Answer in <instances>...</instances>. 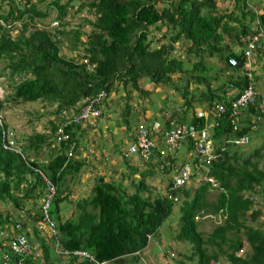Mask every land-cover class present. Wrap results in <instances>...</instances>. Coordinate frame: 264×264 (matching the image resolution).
Returning a JSON list of instances; mask_svg holds the SVG:
<instances>
[{
	"label": "trees",
	"instance_id": "trees-1",
	"mask_svg": "<svg viewBox=\"0 0 264 264\" xmlns=\"http://www.w3.org/2000/svg\"><path fill=\"white\" fill-rule=\"evenodd\" d=\"M219 1L223 0H0V76L11 82V92L0 101V205L10 202L16 209L24 208L25 217L0 211V264H59L55 242L61 249H83L108 264H144L142 251L148 237L158 241L159 228L173 204H178V214L169 220V236L186 246L185 250L160 248L170 264H264V143L247 154L232 143L239 136H246L248 142L252 134L258 135L247 118L235 123V129L225 119L209 127L215 158L203 164L206 171L193 169L189 180L195 181L194 186L172 190L170 198L151 181L172 173L179 157H161L156 151L149 153L146 163L120 159L117 168L125 169L120 174L129 178L126 183L120 174L107 180L94 175L87 194L69 199L68 182L76 181L85 161L76 158L81 155L79 143L83 144L79 137L97 127L96 120L106 115L103 107L115 106L117 98L122 101L117 106V125L128 127L127 89L146 94L140 79L180 90L183 99L176 118L196 129L205 124L194 110L203 102L208 110L214 102L227 106L249 87L257 92L250 80L253 68L244 67L247 57L242 49L228 47L240 45L242 36L264 33V5L255 14L250 4L258 0H233L230 9ZM78 14L82 25L90 28L86 33L80 27H64L66 16ZM161 28L163 32L154 33ZM181 41L192 56L189 68L172 54ZM257 44L256 51H264L262 36ZM64 45L68 51H78V58L64 56ZM173 73L179 74V87L173 84ZM113 91L117 96L108 98ZM100 92L101 99L91 107L97 113L79 118L82 108ZM36 100L55 105L48 111L54 120L47 121L43 132L20 138L9 135L4 103ZM216 121L208 114L207 123ZM145 128L148 138L159 135L153 126ZM190 144L188 139L186 150ZM45 155L47 160H41ZM132 174L136 177H129ZM49 185L53 192L46 199ZM34 200H40L36 207L25 208ZM72 202L66 216L62 210ZM205 214L220 220L208 233L198 228ZM44 216L55 235L43 234L48 231ZM17 234L35 246L37 256L12 250L10 241ZM73 264L92 263L80 259Z\"/></svg>",
	"mask_w": 264,
	"mask_h": 264
},
{
	"label": "rangeland",
	"instance_id": "rangeland-1",
	"mask_svg": "<svg viewBox=\"0 0 264 264\" xmlns=\"http://www.w3.org/2000/svg\"><path fill=\"white\" fill-rule=\"evenodd\" d=\"M233 0H223L219 1L220 5H223L226 9H230ZM264 0H258L253 4H250L252 11H261L263 10ZM53 12L50 11V16L48 19L52 17ZM82 15V14H81ZM80 14L78 15H69L66 16V25L64 26L66 29L69 27H80L82 31L85 33L90 29L87 24H83L81 21ZM49 26V25H48ZM54 26V23H51V27ZM164 31V28H161L159 32H154L159 34ZM82 40L84 36L80 37ZM66 42L65 38L62 41ZM264 48V39L263 46ZM231 50H238L242 48V45H238L237 43H231ZM174 49L172 54L176 57L180 58L183 62L184 68H189L192 63V56L188 57L185 52V44L184 42H178L174 45ZM229 49V50H230ZM80 51V50H79ZM226 52V51H225ZM61 53L64 56H72L78 58L76 54H79L78 51H68L65 45L61 48ZM250 58L255 59V64L253 70L250 72V80L252 82V86L256 88V90L262 94H264V51L262 52H252ZM1 66V63H0ZM178 73H173L171 78L173 80V84L179 87V84L182 82L178 78ZM19 80L18 77L15 78V81ZM10 83L8 79L0 76V99L9 95L11 92ZM140 87L146 91L144 93H138L136 91L130 92L131 88L127 89V92L130 93V98L128 100V104H131L129 108V116L128 123L129 126L119 124L118 110L117 106L122 104V101L117 98V103L114 102L115 106L109 108L103 107L106 115L104 117L96 120L97 127H92L85 132V136L79 137L82 138L81 141L85 145L79 143L81 155H77L76 158H85L84 165L79 169L78 174L76 175V181H69V199L74 200L79 198L81 195H85L89 192L90 187L92 186L94 175H101L105 180L109 178H116L118 174H120L121 168H117L121 164V157H123V151L127 147V143L130 142V138L132 135V130L135 124L138 122V118L142 119L141 121L146 126H153L156 123L161 122L160 111L170 112L174 105L179 108V104L182 102V96L180 94V90L175 89L170 84H153L149 82L148 79L142 78L139 80ZM190 90L194 89L193 85L189 86ZM124 92V91H123ZM122 95H125L124 93ZM117 96V93L114 91L110 93V97L114 98ZM109 100V99H108ZM126 100V101H127ZM114 101V100H113ZM110 105V102H107ZM54 104L50 105L46 101L36 100L33 102H5L4 103V120L7 123L8 129H10L9 135H14L18 138L21 136L29 135L32 132H43L47 128V121L54 120V115L49 114L48 111H52L54 109ZM197 109H202V107H196ZM134 115V116H133ZM133 116V117H132ZM106 117V118H105ZM138 117V118H137ZM252 130H257L258 135L252 134V138L248 140V142L244 144H240V151L247 154L253 147H256L262 143H264V125L250 127ZM8 135V140H11ZM184 151V150H183ZM183 151L182 157H183ZM261 153L262 150H260ZM100 153H104V155H100ZM94 154V155H92ZM86 155V156H85ZM92 157L90 158L86 157ZM264 157V153H263ZM43 158V159H42ZM41 160H47L48 157L42 156ZM132 159V155H131ZM120 161V162H118ZM189 162L190 159L188 158ZM118 162V163H117ZM117 163V164H116ZM262 165V159L259 160L258 166ZM170 174L168 171L162 174V178L160 179L158 176L153 177L151 184L157 189V191H162V189L166 186V180L169 179ZM201 176V175H199ZM129 177H136V174L129 175ZM120 179L122 182L126 183L129 178L122 177L120 174ZM147 182V180H146ZM190 182V187L195 185V181ZM188 182V183H189ZM40 200L28 201L25 205L26 207H36ZM73 202L69 203L67 210H62V213L66 216L69 212L72 211ZM9 210L13 214L24 217V208H15L10 202H7L4 205H0V211ZM15 211V212H14ZM32 212V210L30 211ZM178 214V204H173L171 213L169 217L161 224L159 228V237L158 241L155 238H148L147 245L143 249L142 257L144 264H170L169 259L165 257L164 254H161L160 248L162 250H169V247H175L176 250H185L184 243H177L172 241L169 236L168 225L170 224V219H173L175 215ZM201 223H199L198 228H200L203 232L208 233L217 222H219V217L214 216L209 217L208 215H203ZM171 226H174V222H172ZM47 230V229H45ZM47 237L50 235V232H43ZM153 251L157 254H153ZM172 256L175 251L171 252ZM59 263V262H56ZM134 264V263H129Z\"/></svg>",
	"mask_w": 264,
	"mask_h": 264
},
{
	"label": "clouds",
	"instance_id": "clouds-1",
	"mask_svg": "<svg viewBox=\"0 0 264 264\" xmlns=\"http://www.w3.org/2000/svg\"><path fill=\"white\" fill-rule=\"evenodd\" d=\"M252 12H254V11H252ZM260 12L257 10L254 13L258 14ZM253 22L256 23L255 20ZM261 36H262V43H263L264 33H262L261 30H258V33H256L255 35H253L251 37L242 36V38H241L242 48L241 49L243 51V55H245L247 57V61L244 62V67L251 66V68H254L255 59L250 58V56H251L252 52H254V53L257 52L256 48L254 46L259 47L258 44H257V37H261ZM249 88L251 89V87H249ZM251 91H252L251 95L247 99H245L242 102L241 105H239L237 107L238 114L236 116V119L233 120L232 122H231L230 118H227L228 108L230 106V103L232 101L236 100L240 96V94L243 93V92H241L239 95H237V97H235L234 100L229 101L227 103V106L226 105H222V106L225 107V111L224 112L223 111L222 112H217L216 111L215 106L216 105H220L217 102L212 103L209 106L210 108L208 110L205 109L207 107L205 106L204 102L202 103V106H199V107H202L203 110L195 108L194 109L195 110V115H197L199 117H203L204 118V123H205L199 129H196L191 124H186L185 122H180V121L177 120L176 116L179 113L180 106L178 108L176 105H174L173 109L170 112H168V113L166 111H160V116H161L162 120H161L160 123H156L155 122V124L153 125L154 131L159 134L158 135L159 138H158V136L157 137L155 136L154 138H149L156 144L155 148L152 149V151L149 152V153H153L154 154L156 151H159V154L161 155V157L165 156V155L171 156V157L175 156V155H178V157H179V164L172 171V173L170 174L169 179H165L166 180V186H165L164 189H162V193L164 195H166L167 198H170V192L172 190L178 189V188H180L182 186H185V185H188L190 183L189 182V179H190L189 177H190V174L193 171V169L198 171L197 169L201 168L204 171H206L207 168L203 164L207 165V163L210 162V160L215 158L216 155L212 152V146H214V145H212L211 141L209 140V137H210V129H209V127L215 126V125H217L219 123V121L221 119H222V122H223V119H225L230 124V127L232 129H235L234 124L237 123L239 120H241L243 122V120L245 118H247V120L249 119V121L251 123H253V124L250 125V127L264 125V94H262V93H260L258 91L256 92V91H254L252 89H251ZM1 99H2V96H1ZM1 99H0V101H1ZM99 99H101V97ZM248 107L250 108L251 111L247 110ZM172 113H174V114L172 115ZM208 114H213V117H215V119L217 121L215 123H207ZM1 118H2V114L0 112V125H2ZM138 125H141L146 131L145 125L143 124L141 119H139L138 123H136L135 126L133 127L132 135H131V138H130V142L127 143V147L123 151V157L126 158L127 160H129L134 165H136V163H139L140 161H143L144 163H146V161L149 160V153H147L145 155H140L139 149H136L134 152H130L128 150L130 145H134L135 144V131H136ZM189 126H191L193 128L194 133L192 135L185 134V135H182L181 137H180V134H179V136H178L179 139L177 141L176 146L174 148H172V149H170V148L166 149L165 144H164L165 143L164 142V137H165L166 133H168L171 130L180 131L181 128H187ZM58 127L59 126H57V128ZM240 138L243 139V142L242 143H236L235 141L239 140ZM188 139L191 141V144H190V148H188V150H186L187 146L185 145V142ZM225 141L226 140L224 139V142ZM246 142H247V137L246 136H239V137H237L235 139H232V143L236 144V145L244 144ZM161 149L165 150L164 153H162V154L160 153ZM183 150H185L187 152L181 158V155H182L181 151H183ZM131 155H132V159H131ZM188 158L190 159L189 162L187 161ZM121 159H122V157H121ZM184 164H186L188 166L189 170H190L189 174L187 175V178L185 179V181L182 184H180V185H178L176 187H172L173 177L178 174L180 166H182ZM208 180H209V182H210V184L212 186L215 185V183L212 181V179L210 177L208 178ZM168 184H169V186H168ZM45 228L50 232V234H53V233H51V231H50L48 226L45 227ZM54 235H55V230H54ZM31 249L34 251L35 250V246L32 245ZM81 250H83V249H81ZM53 251H54V249H53ZM54 254H55V252H54ZM56 257L59 260L58 261L59 264H67V262H69L70 259L72 260L71 262H69L71 264H73L75 260H80V259H74L73 260L72 258H69V257L68 258H65V257L63 258V257L57 256V255H56ZM106 264H108L107 261H106Z\"/></svg>",
	"mask_w": 264,
	"mask_h": 264
},
{
	"label": "built area",
	"instance_id": "built-area-1",
	"mask_svg": "<svg viewBox=\"0 0 264 264\" xmlns=\"http://www.w3.org/2000/svg\"><path fill=\"white\" fill-rule=\"evenodd\" d=\"M231 61H233V60H231ZM251 92L252 91L250 88L247 90H244L243 93H241L240 96L236 100H234L230 103V106L228 108L227 118H230L231 122L236 119V116L238 114L237 107L239 105H241L242 102L251 95ZM101 95H102V93H99L96 97L91 99L89 101V103L86 104L82 108L79 118L80 117L86 118L88 115H94L95 113H97L96 109H94V108L92 109L91 107H93L92 103L98 101L99 98L101 97ZM215 109L217 112H222V111L224 112L225 111V107L222 105H216ZM89 112L91 114H88ZM62 125H64V124H62ZM62 125L57 128V130H56L57 132L61 131ZM193 133H194V130L191 126H189L187 128H181L180 131H175V130L169 131L168 133H166V135L164 137V142H165L164 144H165L166 149H169V148L172 149L176 146L177 141L179 139V137H178L179 134L181 137L182 135H185V134L192 135ZM235 142L236 143H242L243 139L240 138L239 140H237ZM155 146H156V144L146 136L145 129L141 125H138L137 129L135 131V144L130 145L128 150L130 152H134L136 149H139L140 155H145V154L151 152L152 149L155 148ZM164 151H165L164 149H161L160 153L162 154V153H164ZM189 171L190 170L186 164L180 166L178 174L173 177L172 187H176V186L182 184L185 181V179L187 178ZM52 192H53L52 186L49 185V190L47 193L48 195L46 196V199H48L50 197V195H52ZM42 222L46 223L47 226L49 227L50 231L53 232V234H54V230L52 229V223H50L49 220L47 218H45V216H44ZM10 246L12 247V250L20 252V253H25V254L32 253L34 256L38 255V251H36V250L33 251L32 249H30V245H28L26 243V240H25V237L23 234H17L16 236H14L13 239L10 241ZM53 249H54V252L57 256H60L63 258L69 257V258H74V259H87L88 261L92 262L93 264H106V261L94 260V258L88 252L81 250V249H73V250L60 249L57 246L56 242L54 244Z\"/></svg>",
	"mask_w": 264,
	"mask_h": 264
}]
</instances>
